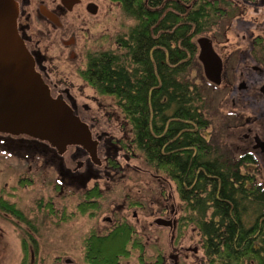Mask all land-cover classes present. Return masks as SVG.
Wrapping results in <instances>:
<instances>
[{
	"label": "trees",
	"instance_id": "16d2710c",
	"mask_svg": "<svg viewBox=\"0 0 264 264\" xmlns=\"http://www.w3.org/2000/svg\"><path fill=\"white\" fill-rule=\"evenodd\" d=\"M135 24L118 40V51L89 52L81 78L101 96L114 97L132 127L133 144L152 167L174 181L185 212V221L194 224L202 236L204 258L209 264H264V188L241 172L245 157L236 162L220 146L207 139L211 101L208 82L202 86L189 74L198 63V47L193 39L203 33L208 21L218 18V2L200 0H112ZM255 2L256 0H241ZM232 12L233 2L224 1ZM236 9L234 8L233 11ZM234 14H230L233 18ZM73 107L78 114L76 107ZM79 115V114H78ZM94 127L92 124L91 128ZM101 132L100 153L111 167L119 165L121 150L127 146ZM15 139L25 151L39 153L47 164L56 166L62 180L85 188L101 176L87 152L76 149L75 157L86 160L84 172L73 173L63 156L46 142L28 136L0 133V146ZM25 138V139H24ZM95 165V164H94ZM98 187L84 193L77 207L82 215L100 208ZM135 204V203H134ZM53 213L51 204H46ZM255 216L249 223L250 213ZM0 213H5L28 228L22 239L21 264L37 260L40 243L38 229L14 203L0 198ZM55 214V212L53 213ZM63 218L68 220L75 215ZM57 218H59L57 216ZM136 228L127 222L109 234L91 233L84 241L89 264H119L130 257L129 246L138 247ZM154 264H163L159 258Z\"/></svg>",
	"mask_w": 264,
	"mask_h": 264
},
{
	"label": "rangeland",
	"instance_id": "374dc122",
	"mask_svg": "<svg viewBox=\"0 0 264 264\" xmlns=\"http://www.w3.org/2000/svg\"><path fill=\"white\" fill-rule=\"evenodd\" d=\"M49 1L53 4L60 2ZM207 1L219 2L218 9L224 10L227 16L220 17L218 14V18L208 21L207 28L199 36L210 37V32L215 28L220 30L222 38L227 22L243 13V16L236 18L228 32L230 46L233 47L234 42L242 40L241 21L254 22L258 26L264 24L261 0L251 6H245L241 0H227L234 3L232 12L226 7L225 0ZM90 2L98 6L96 15L86 10ZM37 3V0H31V7L26 9L32 13L34 21H26L25 25H28V34L35 36L41 44V57L50 74L49 81L44 80L50 86L52 95L58 97L62 94L69 104H74L79 116L90 128L94 124L92 132L95 139L96 133L104 132L116 143L119 141L120 146L121 140L127 146V150H121L119 165L111 169L105 167L104 156L98 150L102 166H93L101 172V176L91 179L82 189L69 181L64 182L58 168L47 164L38 148L36 153L25 151L12 138L9 139L11 143L0 146V198L14 203L35 223L38 229L36 239L40 243L37 260L43 264H53L54 261L62 263L70 259L85 264V239L93 232L107 235L119 223L126 221L136 228V239L143 250L130 248L131 256L122 264H154L159 258L163 259L164 264H209L204 258L199 229L185 221L190 213L185 212V204L179 197L174 181L162 170L150 166L143 153L136 149L132 143V127L117 100L99 95L80 76V71L86 68L87 53L117 52L119 38L128 34L135 21L123 13L119 3L112 0H82L81 5L66 16L64 27L53 29L36 19ZM230 14H234V17L230 18ZM199 36L193 39L195 43ZM73 37L76 43L67 49L62 41ZM189 77L198 86L207 81L200 62L191 68ZM230 110L231 106L211 105L207 115L210 125L206 131L207 139L215 140L214 145L220 146L227 153L233 151L232 146L239 144L238 132H242L239 129L229 130L225 125L228 121L225 120L226 114ZM243 112L250 116L254 110L248 108ZM228 134H233L232 138H228ZM76 152L74 147L68 148L63 156L65 165L73 173L84 172L86 160L75 157ZM242 155L236 153L233 156L238 160ZM80 163L82 167L79 168ZM251 168L253 171L242 168L241 172H250L254 182L264 188V170H258L255 166ZM94 187H98L101 192L97 199L100 208L95 210L94 217L90 216L91 211L82 215L77 207L84 202V193ZM48 203L55 214L46 206ZM64 212L66 217L72 214L75 216L60 220ZM107 218L112 219V222H108ZM254 218L251 211L249 223H253ZM158 219L169 220L172 226H159L156 224ZM27 231L25 224L8 214L0 213V264H21V243L23 238L28 237Z\"/></svg>",
	"mask_w": 264,
	"mask_h": 264
},
{
	"label": "water",
	"instance_id": "95a60500",
	"mask_svg": "<svg viewBox=\"0 0 264 264\" xmlns=\"http://www.w3.org/2000/svg\"><path fill=\"white\" fill-rule=\"evenodd\" d=\"M62 2L72 11L81 0ZM87 10L96 15L98 6L90 3ZM41 12L61 26L50 11L42 8ZM19 14L20 6L16 0H0V133L46 142L60 156H64L69 147H81L95 165L101 166L99 141L93 137L90 126L76 113L73 105L61 96L52 95L50 86L36 69L35 59L18 30ZM71 44L73 40L65 42L66 46ZM198 45V59L206 78L219 84L222 71L220 58L209 39L200 38ZM257 141L260 142L258 138ZM261 145L264 146V142ZM156 224L172 226L171 221L165 219L156 220Z\"/></svg>",
	"mask_w": 264,
	"mask_h": 264
},
{
	"label": "flooded vegetation",
	"instance_id": "af4514ba",
	"mask_svg": "<svg viewBox=\"0 0 264 264\" xmlns=\"http://www.w3.org/2000/svg\"><path fill=\"white\" fill-rule=\"evenodd\" d=\"M16 1L19 3L20 6V14L18 18L19 33L21 37L24 39L28 50L35 59L36 69L42 75L43 79L45 78L46 80L49 81L50 74L48 72L47 67L44 64L43 61L44 58L41 57V49H40L41 44L35 39L36 38L35 36L28 34V25H25L26 21L27 22H30L31 20L34 21L32 13L30 11H26L27 8L31 7V0H16ZM37 1L38 3L35 8L36 19L39 22L52 27L53 29L63 28L65 25L64 19L66 18L68 13L73 12L74 8L76 6L81 5L82 3L81 0L80 4L74 6L72 11H69L66 7V4L63 3L62 0H60V2H57L56 4H53L54 2H50L49 0H37ZM198 1L199 0H195L194 4H197ZM257 1L260 0H256L255 2ZM261 1H263V4L260 5L262 7L264 6V0ZM255 2L243 1V4L245 6L247 5L251 6V4H254ZM90 3L87 4L86 10ZM42 8L50 11V13L56 16L61 26H57L53 21L45 17L41 12ZM223 11L222 10L219 11L218 14L220 15V17L227 16V14H225V12L223 13ZM239 16L240 17L243 16V13ZM240 17H236V18H240ZM236 18L233 19L232 21L230 20L227 22L228 24L226 26V30L222 35L223 36L222 38L220 37L221 36L220 30L215 28H213L214 30L210 32V37L198 35L199 38L196 40L198 47V55L200 53L198 40L202 37H205L210 40L215 53L218 55V57L222 62V71H221L219 84L215 83L214 81L208 80L206 76L205 78L207 79L208 82L211 104L213 106L216 105L218 107L231 106V110L228 111V114H226V119H225L228 120L225 123L227 128L229 130L230 129L242 130V132H238L239 144L232 146L233 151H229L228 154L231 155L232 158L235 160L236 158H234L235 156L233 155H235L236 153H242L243 155L240 157V159L235 160L236 162L242 160L245 157L250 158L251 161L243 162L244 165L241 166V169L248 168L250 171H253L251 167L255 166L257 167L258 170H264V146L261 145V143L264 142V24L258 26L259 24H256L254 22H250L247 20L241 21L240 25L243 33L241 37L242 40L240 42L239 41L234 42L233 47H231L230 46L231 38L228 36V32L233 27ZM219 25L220 23L218 24V27L220 28ZM220 39L223 40V42ZM71 40H73V44L70 45L72 46L76 43L74 37L70 38L69 40L62 41L63 45L67 49L70 46H66L65 42ZM71 55H74V52H71ZM200 64L202 65L201 62ZM58 96L62 97L63 95L59 94ZM248 108L254 110L253 114L250 116H246L243 112L244 109H248ZM95 135H96V139H98L99 134L96 133ZM232 135L228 134V138H232ZM257 138L260 140V142L257 141ZM214 142L215 140L210 141L213 147L216 146L214 145ZM101 144H102L101 141H99L98 150L101 149ZM105 167L107 169L112 168L111 166L108 165V163L106 164ZM250 176L253 178L251 174ZM107 221L112 222V219L107 218ZM122 223L123 222L119 224ZM83 245H84L83 249L85 251V244ZM130 248L133 249L134 247L129 246L128 248L131 256ZM134 249L143 250V246L140 244L138 247ZM128 258L129 257H122L118 263L122 264L123 261H127ZM83 261L85 264H89L85 260V254ZM30 264H43V262L41 260H33L30 261ZM53 264H78V263H75L70 259H66L62 263L54 261ZM139 264H144V263H139Z\"/></svg>",
	"mask_w": 264,
	"mask_h": 264
}]
</instances>
